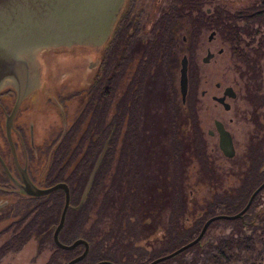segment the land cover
Listing matches in <instances>:
<instances>
[{
    "label": "rangeland",
    "instance_id": "374dc122",
    "mask_svg": "<svg viewBox=\"0 0 264 264\" xmlns=\"http://www.w3.org/2000/svg\"><path fill=\"white\" fill-rule=\"evenodd\" d=\"M263 1L213 0L214 5L225 4L231 11H236L253 2L260 5ZM135 3L136 16L139 13V8L143 9L140 12L139 21L142 26L156 22L162 12L169 7V0H137ZM212 7L213 5H206L203 9H211ZM122 15L123 10L120 16ZM190 31V23L186 20L183 22L179 33L180 47L183 51L179 53V59L182 54L188 53L191 63L197 68V115L203 130L206 151L217 164L222 160L217 139L210 138L207 135L208 129H214V119L221 120L225 127L232 132L237 154L248 151L251 128L249 118L250 102L246 95L248 92L252 93L254 91L253 89L257 85L256 82H260V93L264 94V53L258 60L256 82L252 81L250 75L246 73V66L242 63L240 55L244 52L254 55L253 50L257 49V45L264 37L263 28L254 36V41H250L251 37L241 34L239 43L225 41L219 29L214 26L203 29L193 45L192 53L187 51L190 45L189 40L186 43L181 41L182 36L190 38L188 36ZM211 31H215L216 36L209 42L207 38ZM105 44L98 49L103 48ZM75 47L69 46L68 49ZM63 48L67 47L58 46L39 52L36 57L39 66L36 76L37 85L27 95L25 104L30 99V95L43 86L42 73H45V70L42 73L40 72L41 67L44 66V59L41 60L43 52L48 51V53H51L49 50H61ZM84 48L90 51L95 49L91 47ZM220 49H223V53L217 54ZM207 50L214 54V58L208 64H204L202 58L206 55ZM262 50L264 52V46ZM39 61L42 62L41 67ZM86 62H89V60ZM111 70V64H109L107 70L104 66L103 77L98 80L99 84L94 93L88 97L78 93L83 89L80 86H85L84 81H78L75 85L70 84L72 88H61L60 91L58 90L59 93L57 91L54 94L65 113L67 124L65 130L69 139V143L66 144L69 153L67 158H71V160L64 170L53 169L56 171L54 175L50 173L53 160L50 161L48 171L49 181L52 182L48 186L60 181L70 183L73 186L71 202L76 205L80 200L85 182L96 159L94 155L100 152L107 140L110 144L108 152L113 153L110 165H108L109 161L104 158L102 166L99 170H96V179L93 186V181L91 183L92 188L89 189L90 195H87L85 209L80 213L73 214L72 211L67 213L59 239L64 244H70L78 238H86L89 242V252L82 260L83 262L81 261L82 263L79 262L78 264H95L103 260L115 264H147L160 255L168 253L174 245L185 240L200 223V219L196 217L209 212L216 198L205 189L203 182L199 181L197 164L192 163L188 167V177L185 179V192L188 196L186 219L178 218L174 220V223L171 221V213L168 211L156 233L146 236L143 219L136 216L135 212L128 207L123 208L120 193L122 192L126 197V193L130 188L128 183H130V180L136 181L138 179V174L136 176H132L131 173L129 176L127 175L128 165L134 170L137 160L133 159L129 163L127 148L121 152V149L125 148L122 144V138L128 130L126 125L128 121L126 120L124 124L118 122L116 114L120 110L119 104H121L124 80H122L120 73L122 70L119 68L113 83H111V80L107 83L104 75L110 74ZM175 80L178 88L179 68L175 72ZM217 83L222 85L220 89L216 87ZM227 86H231L237 94L235 99L228 100L231 106L228 112L219 105L215 106V102L211 99L212 96L221 95L224 87ZM106 91L109 93L108 95ZM201 91H206V94L201 96ZM98 99L99 101H97ZM108 100H112V107L109 112L107 110ZM86 101L87 108L84 109ZM36 109L43 111L40 105H37ZM102 109L103 111L100 114L99 111ZM84 112L86 114L83 116ZM151 112H158V109L156 110L154 107ZM55 116L59 123L51 121L49 128L36 127L35 129L38 138L43 133L44 137L49 139V145H52L51 140H55L62 130L60 123L62 117L59 114ZM146 124L147 121L140 118L139 128L145 127ZM115 127H121L118 138H115ZM27 131V128L24 127L23 136L26 143H28ZM45 138L43 139L44 146ZM16 152L18 159L22 160L23 153L21 150L17 149ZM5 154H8V152L6 151ZM88 157L91 158L85 161V158ZM45 159L46 157H44ZM78 163L80 165L76 166ZM222 168L226 169L227 166ZM78 178L79 181L75 182L74 180ZM43 184L45 185V183ZM133 184L136 186L138 183L134 182ZM229 184L235 185L237 183L233 176L227 175L224 178L223 187L228 189ZM124 196H122V199ZM11 199L13 204L8 207H4V205L0 209V246L11 239L12 246L16 247L0 256V264H66L68 261L60 257L59 250L61 249L57 248L52 240L53 231L58 223L63 206V193L59 190L42 198H27V196L19 193L11 196ZM35 215H37L36 220L41 226V231L34 232L31 236L25 233L19 234V228L29 225ZM233 221H214L195 247L192 246L159 264H258L264 248V223H249L248 221L246 224H239V222ZM49 233L50 237L48 236ZM26 238L27 241L22 243L21 241ZM76 248H78V255H80L83 247L77 246ZM261 264H264V261Z\"/></svg>",
    "mask_w": 264,
    "mask_h": 264
},
{
    "label": "flooded vegetation",
    "instance_id": "af4514ba",
    "mask_svg": "<svg viewBox=\"0 0 264 264\" xmlns=\"http://www.w3.org/2000/svg\"><path fill=\"white\" fill-rule=\"evenodd\" d=\"M135 1L137 0L126 1L125 7L123 9V15L120 16L111 37L106 42L105 46L100 50L94 49L93 51H90L84 47H77V48L75 47L73 49L63 48L61 50H49L51 51V53H48V51L43 52L41 56V60L44 59L43 67H41L42 64V62H40L41 60L39 61L41 67L40 72L42 73L43 70H45L44 71L45 73H42L43 86L40 90H37L35 91V93H32L30 95V99L26 102V104L24 103L26 98L22 101L21 105L19 106V108L15 113V116L13 117L12 128L10 131V138L13 144V148L15 150L17 162L19 166L26 171L29 180L36 187L38 188L50 187L48 186L52 182L49 181V171H48L49 169L48 165L50 161L53 160V165L50 168L51 170L50 173L54 175L56 171L53 169L59 168V171H62L65 169V166H67V163H69L71 160V158H67L69 156V153L66 144L69 143V139L66 136L67 132L65 130L67 126L65 113L60 102L54 95L55 93H57L58 90L60 91L61 88L62 89L72 88L71 87L72 85L70 84L75 85L78 81L79 82L84 81L86 84L84 87L80 86V88L83 89L78 91V93L84 96L87 95L88 97L90 94L94 93L95 89L97 88V85L99 84L98 80H101V78L103 77L102 72L104 66H106V70H107L109 64H111V69H112L111 73L108 75L106 74L104 75L105 78L107 79V83L110 80L111 83H113V79L115 78V76H117L119 68H121L122 71L120 73L122 75V80H124L123 83L125 87L123 94L127 92L128 97H130L131 96L130 89H131V85L133 84L134 86L136 85L137 88L141 87L142 85L144 86L143 77H144L145 60L143 59L144 63H139V64L137 63L140 60V56L143 55L142 53L143 42L152 39L151 37L153 36L154 31L159 28V26L156 25V22L158 21L159 18L153 24L143 25V26L140 25L139 24L140 15H141L140 12L143 9L139 8V13L136 16L135 12L137 10L135 9L136 8ZM207 10H209V12H207ZM203 11L207 14V16H204L202 20V23L204 25L201 27H197L195 30H192L191 27V31L188 34L190 38L185 36H182L181 38L182 43H186V41L189 40L188 43H190V45H189V49L187 50L189 53L193 52L192 50L193 45L197 41L200 32L203 29H209L213 27L208 23L209 22L208 15H210L211 9L207 8L206 10L203 9ZM206 21L208 22L206 23ZM169 27L170 26H166L168 40L165 45V51H164L166 56L165 62L168 63L170 59H174V60L178 59L177 69L179 68L180 71L181 60L183 59V57L186 58L187 93L184 103L188 98L189 107L190 109L195 111L196 117L198 119L197 110H196L198 71L195 65L191 63L188 53L182 54L181 58L179 59V53H182L183 51L180 47L179 40H177L176 35L171 34L172 32L170 31ZM119 30L122 32V42H123V56L121 59L118 56H116L117 49L115 47V42H114L115 40L113 39L115 35L120 32ZM211 33H214V35L211 39H209ZM210 34L208 35L207 38L209 42H211L215 38L216 32L211 31ZM224 40L226 41V39ZM105 52L108 54L106 63L103 62ZM208 52L213 54L212 52H210V50H207L206 55L203 58L207 56ZM222 53H223V49H220L217 52V54H222ZM213 58H214V54L213 57L210 59V61ZM88 60L89 62H86ZM208 63H204V64H208ZM135 73L138 75V78L140 79L139 81ZM256 83L257 85L253 89L254 91L253 90H252L253 92L251 91L252 93L255 94L247 93L246 95L248 96V94H250L251 96L252 94L251 99L249 101L250 102L249 118H250L251 130H250L248 151H245L242 154H237L233 134L230 130H228L225 127L224 123L221 120L214 119L213 120L214 129L207 130V135L210 136V138L213 139L216 138L219 145L220 135L217 131L215 123L216 122L220 123L223 129L229 132L235 150V154L231 158L226 157L220 151L222 160L217 164L215 160L209 157V154L206 153L207 164L206 167L204 168L205 175L207 174V176L211 177L213 176L212 173H214L215 176L217 177L216 179L217 181L214 180L212 182V185L210 184V178L209 177L205 178V182H206L204 186L205 189L209 191L210 194H213L216 198L213 204L215 202H218L219 205L223 207L238 209L236 212L232 214H221V215H234L239 213L246 206L252 193L258 190L259 187H261V185L264 183V94L260 93V89H261L260 82H256ZM216 87L220 89L222 85L220 83H217ZM227 87H231V86H227ZM225 88L226 87H224L221 95L212 96L211 99L212 101L215 102V106L219 105L225 111L228 112L231 109L228 100L232 98L226 96L224 99V102L229 105L228 110H226L223 107V105L218 104L215 100H213L214 97L216 98L222 97ZM177 89L179 93V85ZM233 91L235 93V98H236L237 94L234 89ZM106 94L108 95L109 93L106 91ZM205 94L206 91L200 92L201 96H204ZM15 100H16L15 94L14 92L10 91V89L4 90L0 93V205H2L0 209L3 208L4 205H5L4 207H8L11 204H13V200L11 199V196L17 195L19 193L22 194L18 186L11 180L12 178L18 184H22L19 172L13 160V156L11 153V149L7 138V132H6V121L7 118L11 115ZM97 101H99V99ZM37 105H40L43 111H39L40 108L39 110L36 109ZM85 105L86 106L84 107V109L87 108V101ZM111 107H112V100L111 101L108 100L107 101L108 112L110 111ZM57 114H59L62 117V121H60L62 130L60 135L55 140L54 139L51 140L50 143H52V145H49L48 144L49 139L47 137L45 138L43 133H41V136L38 138V136H36L35 129L36 127H40V128L45 127V129H47L51 121L52 122L56 121L57 123H59L57 117L55 116ZM84 114H86V112L83 113V116ZM127 126H129V121L127 122ZM24 127H26L28 130L27 131L28 143L25 142L23 136ZM199 129L203 136V130L200 126V122H199ZM44 138H45L44 140L45 146L43 145ZM109 148H110V144L106 140L100 152L97 155L96 154L94 155L96 156V159L92 165V168L96 163V161L98 160L101 153L102 156L96 170H99V168L102 166V162L104 158H106V161H109L108 165H110L111 156L113 155V153L108 152ZM17 149H20L21 152L23 153L22 160L18 159V155L16 152ZM6 151L8 152V154H5ZM238 156L240 158H237ZM44 157H46L45 160ZM90 158L89 157L85 158V161L89 160ZM41 162L43 163L41 164ZM79 165L80 164L78 163L76 166ZM224 166H227V168L223 169L222 167ZM227 175L233 176L237 184L235 185L229 184L228 189H225L223 187V184H224V178H226ZM95 176L96 173L94 177ZM87 180L85 182V185L87 183ZM74 181L75 182L79 181V178ZM60 182L66 183L70 191V202L67 213L70 211L72 212L77 211L78 209H74V207H76L80 202L85 185L79 202L76 205H73L71 202L72 200L71 193L73 186L65 181H60ZM43 183H45L46 186ZM27 198H31V197H27ZM235 220H238L239 224H246L248 223V221L249 223H254V222L264 223V185L256 193L248 209L239 218ZM263 261H264V248H263V252L260 255V261L258 262V264H261Z\"/></svg>",
    "mask_w": 264,
    "mask_h": 264
},
{
    "label": "trees",
    "instance_id": "16d2710c",
    "mask_svg": "<svg viewBox=\"0 0 264 264\" xmlns=\"http://www.w3.org/2000/svg\"><path fill=\"white\" fill-rule=\"evenodd\" d=\"M205 5H213L211 13L208 15V23L218 28L222 37L231 43H239L241 34L251 37L250 41H254V36L261 28H263L262 33H264V1L260 5L253 2L236 11H231L225 4L214 5L213 0H169V7L162 12L156 22L159 28L154 31L152 39L143 42V55L140 56L137 64L144 63L145 60L144 86L137 88L133 84L130 89V97H128L127 92L122 94L121 104H119L120 110L117 112L116 118L122 124L126 120L129 121L128 130L122 138V144L125 148L121 149V152L127 148L129 163L133 159L137 160L134 170L128 165L127 175L129 176L131 173L132 176H136L138 174V179L140 178L136 181L130 180V183H128L130 188L128 187L126 197L122 192L120 193L121 204L123 208L128 207L135 212L136 216L143 219L146 236L156 233L168 211L171 213L172 222L178 218H187L188 196L185 192V179L188 177L190 164H197L199 181L203 182L204 186L206 184L205 178L209 177L204 172L207 164V151L199 129L198 119L195 111L189 107L188 98L184 104L181 102L176 87L175 72L178 67V59H170L166 63L164 53L168 40L166 26H170L171 34L176 35L177 40H179V33L184 21H189L192 30L204 25L202 20L204 16H207L203 11ZM113 39L117 49L116 56L121 59L123 56L122 32L116 34ZM263 43L264 37L257 45V49L253 50L254 55L248 52L240 55L242 63L246 66V73L250 75V79L254 82H256L258 76V60L264 53L262 50ZM107 56L108 54L105 52L104 63L107 61ZM135 75L138 78L136 73ZM122 87L124 92V83ZM247 97L250 101V94ZM154 107L156 110L158 109V112H151ZM102 111L103 109L99 113L101 114ZM140 118L147 121L146 126L143 128H139ZM120 128L115 129V138L119 137ZM212 175L209 177L211 185L217 179L214 173ZM95 179L96 176L92 186ZM134 182L138 184L135 186ZM87 195H90V191ZM122 196H124L123 199ZM87 199L88 196L85 198L83 205L72 213L83 211ZM237 210V208L223 207L215 202L209 212L197 215L196 218L200 219V223L185 240L174 245L168 253H164L159 257L167 255L194 240L203 224L210 217L232 214ZM36 219L37 215L31 219L29 225L21 226L19 234L25 233L31 236L34 232L41 231V226ZM235 221L238 222V220L233 222ZM47 231L49 232V230ZM48 236L50 237V233ZM83 239L86 240L84 237ZM10 240L0 246V256L16 247L12 246ZM24 241H27V238L21 242ZM59 253L60 257L69 261L79 254V250L78 248L70 251L59 250Z\"/></svg>",
    "mask_w": 264,
    "mask_h": 264
},
{
    "label": "water",
    "instance_id": "95a60500",
    "mask_svg": "<svg viewBox=\"0 0 264 264\" xmlns=\"http://www.w3.org/2000/svg\"><path fill=\"white\" fill-rule=\"evenodd\" d=\"M126 0H0V93L4 90L14 92L16 100L11 115L6 121V132L15 166L19 172L22 184H18L21 193L31 198H42L55 191L64 195L63 206L58 223L53 231L52 240L61 250L70 251L77 246H82L80 255L72 258L66 264H78L89 252V243L78 238L70 244H64L59 239V234L64 226L66 213L69 209L70 191L64 182H58L47 188L36 187L28 178L26 171L18 162L10 138L13 117L22 101L32 92L37 85L36 76L38 64L36 57L40 51L58 46L91 47L98 49L111 37L113 30L120 18ZM209 12V10H207ZM211 33L209 39L213 37ZM220 53V51H219ZM213 57L209 53L203 58L208 63ZM179 93L182 103L187 93V61L183 57L179 71ZM234 99L235 93L231 87H226L222 97L216 98L218 104L228 110L229 105L224 102L225 97ZM220 123L215 126L220 135L219 149L228 158L233 157L235 150L229 132L225 131ZM102 153L94 164L88 177L80 202L74 209H79L91 187L96 169ZM264 183L261 185V187ZM259 187L250 196L246 206L234 215H216L210 217L203 224L197 237L178 248L177 250L158 257L147 264H159L169 260L190 247L198 244L203 238L207 228L214 221H233L239 218L250 206L252 199L261 189ZM2 205H0L1 207ZM95 264H115L108 260Z\"/></svg>",
    "mask_w": 264,
    "mask_h": 264
}]
</instances>
